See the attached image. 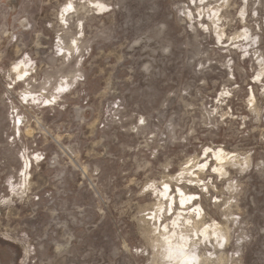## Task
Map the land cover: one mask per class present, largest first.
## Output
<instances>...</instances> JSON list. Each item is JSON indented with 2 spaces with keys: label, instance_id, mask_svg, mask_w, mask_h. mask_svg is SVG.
I'll list each match as a JSON object with an SVG mask.
<instances>
[{
  "label": "rangeland",
  "instance_id": "rangeland-1",
  "mask_svg": "<svg viewBox=\"0 0 264 264\" xmlns=\"http://www.w3.org/2000/svg\"><path fill=\"white\" fill-rule=\"evenodd\" d=\"M0 264H264V0H0Z\"/></svg>",
  "mask_w": 264,
  "mask_h": 264
},
{
  "label": "bare ground",
  "instance_id": "bare-ground-1",
  "mask_svg": "<svg viewBox=\"0 0 264 264\" xmlns=\"http://www.w3.org/2000/svg\"><path fill=\"white\" fill-rule=\"evenodd\" d=\"M223 155H225V154H223ZM221 156H222V155H221ZM214 225H215V224H214ZM216 226H217V225H216ZM214 227H215V226H214ZM214 227H213V228H214ZM205 231H206V229H205ZM205 231H204V232H205ZM206 232H207V231H206ZM172 242H173V241H172V239L170 238V236H168V237H163V241H162V243H164V244L167 245V244H173Z\"/></svg>",
  "mask_w": 264,
  "mask_h": 264
},
{
  "label": "snow or ice",
  "instance_id": "snow-or-ice-1",
  "mask_svg": "<svg viewBox=\"0 0 264 264\" xmlns=\"http://www.w3.org/2000/svg\"><path fill=\"white\" fill-rule=\"evenodd\" d=\"M67 8H68V9H71V8H72V4L69 3V4L67 5ZM141 123H143V120H141ZM213 171H215V169H213ZM165 187H167V185H165Z\"/></svg>",
  "mask_w": 264,
  "mask_h": 264
}]
</instances>
